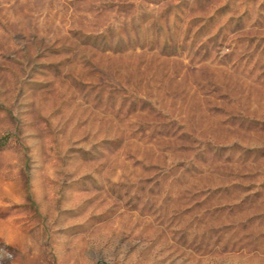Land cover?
<instances>
[{"label":"rangeland","instance_id":"1","mask_svg":"<svg viewBox=\"0 0 264 264\" xmlns=\"http://www.w3.org/2000/svg\"><path fill=\"white\" fill-rule=\"evenodd\" d=\"M0 264H264V0H0Z\"/></svg>","mask_w":264,"mask_h":264}]
</instances>
